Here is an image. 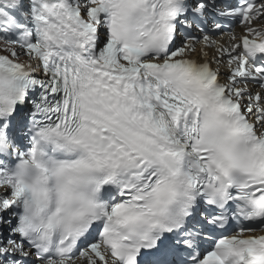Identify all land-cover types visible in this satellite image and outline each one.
<instances>
[{"label": "snow or ice", "instance_id": "obj_1", "mask_svg": "<svg viewBox=\"0 0 264 264\" xmlns=\"http://www.w3.org/2000/svg\"><path fill=\"white\" fill-rule=\"evenodd\" d=\"M261 20L0 0V264H264Z\"/></svg>", "mask_w": 264, "mask_h": 264}, {"label": "bare ground", "instance_id": "obj_2", "mask_svg": "<svg viewBox=\"0 0 264 264\" xmlns=\"http://www.w3.org/2000/svg\"><path fill=\"white\" fill-rule=\"evenodd\" d=\"M230 34H228V33H225L224 34V36L221 38V37H217V39H222L223 41H226L227 39H228V36H229Z\"/></svg>", "mask_w": 264, "mask_h": 264}]
</instances>
